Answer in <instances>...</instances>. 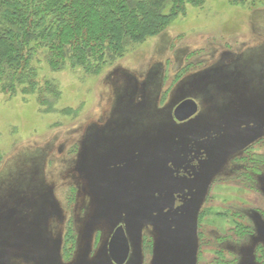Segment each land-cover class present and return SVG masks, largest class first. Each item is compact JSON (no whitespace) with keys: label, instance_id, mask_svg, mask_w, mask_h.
I'll return each instance as SVG.
<instances>
[{"label":"rangeland","instance_id":"1","mask_svg":"<svg viewBox=\"0 0 264 264\" xmlns=\"http://www.w3.org/2000/svg\"><path fill=\"white\" fill-rule=\"evenodd\" d=\"M43 52L55 112L0 83V264H114L121 225L127 264H264V6H189L97 75Z\"/></svg>","mask_w":264,"mask_h":264},{"label":"trees","instance_id":"2","mask_svg":"<svg viewBox=\"0 0 264 264\" xmlns=\"http://www.w3.org/2000/svg\"><path fill=\"white\" fill-rule=\"evenodd\" d=\"M205 1L0 0L1 89L11 96H36L43 111L55 112L57 85L50 80L40 87L31 65L41 50L54 71L70 66L97 75L131 46L161 35L189 6ZM226 1L247 9L264 6V0Z\"/></svg>","mask_w":264,"mask_h":264},{"label":"water","instance_id":"3","mask_svg":"<svg viewBox=\"0 0 264 264\" xmlns=\"http://www.w3.org/2000/svg\"><path fill=\"white\" fill-rule=\"evenodd\" d=\"M199 112V105L193 99H186L176 106L173 112L178 123H185ZM108 254L114 264H126L131 254V244L124 226H118L108 243Z\"/></svg>","mask_w":264,"mask_h":264},{"label":"bare ground","instance_id":"4","mask_svg":"<svg viewBox=\"0 0 264 264\" xmlns=\"http://www.w3.org/2000/svg\"><path fill=\"white\" fill-rule=\"evenodd\" d=\"M152 39H155V38H152ZM198 113H199V112H198ZM195 117H196V116H195ZM193 118H194V117H193ZM193 118H192V119H193ZM192 119H191V120H192ZM189 121H190V120H189ZM185 123H186V122H185ZM189 177L192 178L193 176H189ZM126 233H127V231H126ZM127 236H128V234H127ZM128 238H129V236H128ZM129 241H130V239H129ZM130 256H131V255H130ZM129 258H130V257H129ZM128 261H129V260H128ZM127 263H128V262H127ZM127 263H126V264H127Z\"/></svg>","mask_w":264,"mask_h":264}]
</instances>
